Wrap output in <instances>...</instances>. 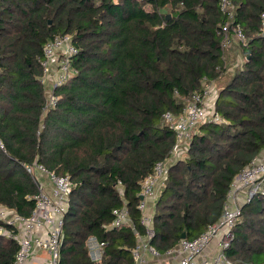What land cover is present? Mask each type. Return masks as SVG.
<instances>
[{
    "label": "trees",
    "instance_id": "16d2710c",
    "mask_svg": "<svg viewBox=\"0 0 264 264\" xmlns=\"http://www.w3.org/2000/svg\"><path fill=\"white\" fill-rule=\"evenodd\" d=\"M231 2L247 43L225 80L220 0H0V203L32 214L40 188L25 163L71 177L60 264H134V229L145 233L139 194L176 143L164 115L181 114L205 77L218 86L223 121L199 124L172 163L151 243L165 253L222 218L233 181L264 152V0ZM56 35L73 37L76 73L45 112L41 60ZM125 205L135 227H113V211ZM234 233L232 264H264V193L243 206ZM91 235L105 242L98 263ZM17 251L0 233V264H15Z\"/></svg>",
    "mask_w": 264,
    "mask_h": 264
},
{
    "label": "built area",
    "instance_id": "2783aa9c",
    "mask_svg": "<svg viewBox=\"0 0 264 264\" xmlns=\"http://www.w3.org/2000/svg\"><path fill=\"white\" fill-rule=\"evenodd\" d=\"M220 9L227 18L220 29L223 48H227L233 40L245 45L247 38L242 26L234 24L235 7L231 0H220ZM260 34L264 36V12L261 14ZM77 51L71 35H56L44 45L41 81L46 91L45 112L58 103L55 89L64 85L76 73L72 62ZM214 84L205 77L204 91L195 93L181 114L167 112L164 115L167 124L176 133V143L170 156L159 161L154 172L145 179L139 194L143 196L140 197L139 209L142 212L141 222L145 226V233L140 234L134 229L137 238L132 249L134 264H232L226 250L234 239V227L242 215L243 206L251 202L255 195L264 193V157L260 155L233 181L220 221L210 225L195 239H182L177 246L165 253L151 243L154 236V214L150 210L149 200H152L155 209L170 167L188 148L195 128L206 121H223L215 110L218 90ZM0 147L5 149L2 141ZM24 168L33 175L40 188L35 196L36 206L30 216H24L0 203V220L12 227V230L1 227L0 233L13 236L18 243L15 264H27L33 258L37 259L36 264H60L65 214L70 205L74 183L69 175H59L37 161L32 164L25 163ZM43 175L47 177L50 189L40 180ZM113 214V227L123 224L135 227L126 205L115 209ZM215 239H218L216 250L207 253V248ZM87 247L92 262L98 263L103 259L105 242L98 236L91 235L87 240Z\"/></svg>",
    "mask_w": 264,
    "mask_h": 264
},
{
    "label": "rangeland",
    "instance_id": "374dc122",
    "mask_svg": "<svg viewBox=\"0 0 264 264\" xmlns=\"http://www.w3.org/2000/svg\"><path fill=\"white\" fill-rule=\"evenodd\" d=\"M241 43L237 40H233L232 43H230L227 51V57L229 58V69L227 74L224 75V79L226 80L229 75L238 67L243 64L244 61V54L242 52V49L240 47ZM223 80V79H222ZM219 83V82H217ZM216 88H218L217 84H214ZM154 211V209H153Z\"/></svg>",
    "mask_w": 264,
    "mask_h": 264
},
{
    "label": "crops",
    "instance_id": "0c3cea01",
    "mask_svg": "<svg viewBox=\"0 0 264 264\" xmlns=\"http://www.w3.org/2000/svg\"><path fill=\"white\" fill-rule=\"evenodd\" d=\"M261 157H264V152H262L261 154ZM41 179L43 182H45L47 184V188L50 189V185H49V182H48V179L45 175L43 176H40ZM149 203H150V210L151 212H154L153 211V206H152V200H149ZM154 205V204H153ZM217 243H218V239H215L211 242V244L209 245V247L207 248L206 252L207 253H211L213 252L214 250H216L217 248ZM37 263V259L36 258H33L30 262H28L27 264H36Z\"/></svg>",
    "mask_w": 264,
    "mask_h": 264
},
{
    "label": "water",
    "instance_id": "95a60500",
    "mask_svg": "<svg viewBox=\"0 0 264 264\" xmlns=\"http://www.w3.org/2000/svg\"><path fill=\"white\" fill-rule=\"evenodd\" d=\"M140 197L142 198L143 196H140ZM182 239H186V236H185V235H183V236H182Z\"/></svg>",
    "mask_w": 264,
    "mask_h": 264
}]
</instances>
